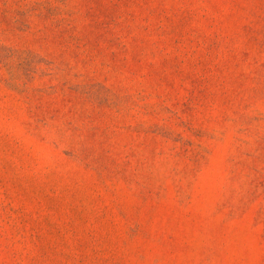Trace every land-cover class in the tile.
<instances>
[{"label": "rangeland", "instance_id": "374dc122", "mask_svg": "<svg viewBox=\"0 0 264 264\" xmlns=\"http://www.w3.org/2000/svg\"><path fill=\"white\" fill-rule=\"evenodd\" d=\"M0 264H264V0H0Z\"/></svg>", "mask_w": 264, "mask_h": 264}]
</instances>
